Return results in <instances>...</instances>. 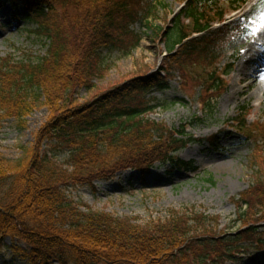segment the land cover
Wrapping results in <instances>:
<instances>
[{"label":"trees","instance_id":"trees-1","mask_svg":"<svg viewBox=\"0 0 264 264\" xmlns=\"http://www.w3.org/2000/svg\"><path fill=\"white\" fill-rule=\"evenodd\" d=\"M249 1L188 0L177 23L156 33L155 40L164 38L170 61L156 73L146 66L145 73L115 83L104 80L108 67L100 51L118 45L138 48L142 38L131 26L155 15L158 0H0V9H26L47 48L37 60L0 58V121L16 119L23 126L46 108L49 118L40 142H55L69 156L63 165L36 146L24 148L17 161L0 156V242L25 243L31 248L29 264H226L245 243L264 248V233L256 227L264 222V157L257 144L252 185L232 200L244 227L236 235L203 229L209 220L203 215L188 219L172 212L168 220L142 225L85 212L67 195L69 187L109 181L129 169L143 175L157 164L170 174L198 170L178 154L204 142L187 133L203 119L195 118L183 130L149 121L147 116L161 104L146 95L167 89L178 72L183 85L203 90L202 112L212 116L231 71L220 65L227 44L248 34L240 20L227 23L226 15ZM217 24L222 26L215 29ZM126 40L129 44H121ZM81 89L91 94L85 102L77 98ZM240 111L238 126L264 141V117L247 126L249 112ZM217 218L210 219L215 227Z\"/></svg>","mask_w":264,"mask_h":264},{"label":"rangeland","instance_id":"rangeland-1","mask_svg":"<svg viewBox=\"0 0 264 264\" xmlns=\"http://www.w3.org/2000/svg\"><path fill=\"white\" fill-rule=\"evenodd\" d=\"M187 1L158 0L155 15L144 21H136L131 30L142 38L138 48L132 50L131 47L118 45L102 49L100 59L108 67L104 80L118 83L145 73L146 66L151 73L160 71L162 63L170 61V55L166 56L164 38L155 40L156 33L177 23L181 13L188 10V7L182 10ZM239 17L247 22L250 35L239 34L227 44L228 51L220 65H227L231 74L226 78L227 90L219 97L212 116L208 113L203 116L201 113L203 90L193 85H183L185 82L178 72H174L173 78L168 81L167 89H155L146 95L161 104L160 108L147 116L149 121L165 124L170 129L183 130L195 118L203 119L202 123L189 127L187 133L204 142L189 145L178 156L186 162H194L198 171H175L170 174L168 167L157 164L147 175L129 169L117 173L109 181H96L92 186L69 187L67 195L80 206V210L133 219L142 225L168 220L172 212L186 215L188 219L203 215L209 218L203 229H213L214 233L227 236L236 235L244 228L238 222L237 206L232 200L240 199L241 194L252 185L254 176L251 159L256 144L262 148L264 157V141L249 137L248 131L233 121L239 117L242 108L250 114L246 118L247 126L262 121L264 91L257 85L245 89L251 82L248 79L240 86L243 93L233 96V92L237 89L235 72L243 61V54L254 40L260 43L254 35L264 25V0H251L241 14L229 18ZM121 44L127 45L129 42L126 40ZM46 53L45 40L38 37L36 26L28 19L24 7L13 9L6 6L0 9V58L19 62L29 58L37 60ZM251 66L250 71L258 68L256 65ZM261 76L264 77V72ZM90 97L86 89L77 91L80 102ZM48 118L49 111L43 108L29 116L23 126L16 119L0 121V156L17 161L23 156L24 148L36 146L41 155L49 154L54 161L67 164L69 156L64 149L47 139L40 142L39 134ZM225 166L227 168L224 170ZM8 185H2V190H6ZM213 217L219 220L216 227L210 220ZM194 224L191 221L190 225ZM256 227L264 233V222ZM239 248L236 257L226 264H264V248L253 243H245ZM30 252L31 248L25 243L7 238L0 242V264H29L27 257Z\"/></svg>","mask_w":264,"mask_h":264},{"label":"bare ground","instance_id":"bare-ground-1","mask_svg":"<svg viewBox=\"0 0 264 264\" xmlns=\"http://www.w3.org/2000/svg\"><path fill=\"white\" fill-rule=\"evenodd\" d=\"M254 38L260 43H256L255 40L246 49L243 54V61L239 64L235 72V79L237 80L236 88L233 92V96L238 93H243V89L240 87L243 81L250 80L251 82L245 86L250 88L252 85H257L264 91V77L261 76L264 72V25L262 24L261 30L254 35ZM241 54V53H240ZM251 65H256L258 68L254 71H250ZM261 74V75H259ZM227 166L223 167L225 170ZM222 169V168H221Z\"/></svg>","mask_w":264,"mask_h":264}]
</instances>
